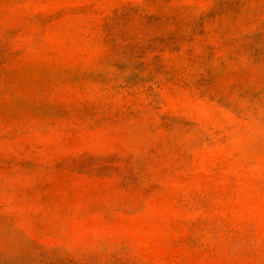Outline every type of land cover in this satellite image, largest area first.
<instances>
[{"label":"rangeland","instance_id":"obj_1","mask_svg":"<svg viewBox=\"0 0 264 264\" xmlns=\"http://www.w3.org/2000/svg\"><path fill=\"white\" fill-rule=\"evenodd\" d=\"M0 264H264V0H0Z\"/></svg>","mask_w":264,"mask_h":264}]
</instances>
